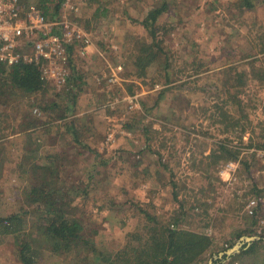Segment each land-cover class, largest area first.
<instances>
[{
	"label": "rangeland",
	"instance_id": "obj_1",
	"mask_svg": "<svg viewBox=\"0 0 264 264\" xmlns=\"http://www.w3.org/2000/svg\"><path fill=\"white\" fill-rule=\"evenodd\" d=\"M162 3L64 0L58 16L90 39L70 50L67 69L78 76L72 84L73 110L71 94L54 83L37 94L0 99V144L7 154L0 218L25 215L16 235L0 236V264H18L16 239L37 221L27 200L37 164L55 169L56 195L49 204L79 218L90 238L96 232L94 247L100 254L124 247L129 233H144V213L172 222L183 211L179 228L212 241L197 264H213L214 254L233 249L230 256L240 264H264L261 246L256 253L251 246L240 251L245 238L253 237L237 239L249 227L247 199L264 186V157L255 145L256 125L264 122L263 83L245 81L242 98L252 128L241 143L235 132L223 134L217 119L220 108L234 110L223 104L231 83L220 68L264 66V0L251 10H241L236 0H167L155 32L164 51L152 70L138 73L126 57L148 36L145 15ZM101 9L106 10L102 16L96 11ZM119 65L122 71L112 77ZM34 122L38 131L31 136ZM68 128L77 131L76 139ZM225 137L239 149L237 160H215L205 167L204 157ZM42 240L36 238L33 247L37 264H82L87 249L52 253ZM91 263L100 264L96 257Z\"/></svg>",
	"mask_w": 264,
	"mask_h": 264
},
{
	"label": "trees",
	"instance_id": "obj_2",
	"mask_svg": "<svg viewBox=\"0 0 264 264\" xmlns=\"http://www.w3.org/2000/svg\"><path fill=\"white\" fill-rule=\"evenodd\" d=\"M63 1L59 0L55 3L54 0H37L35 7L44 17L54 19L58 17V11ZM162 2L160 9L150 10L143 19L142 25L147 31V38L136 43L133 53L126 57L130 61L131 67L138 73L152 70L158 55H162L164 51L161 46L162 39H159L158 35L155 34L157 17L167 7L165 4L167 0H162ZM258 2L259 0H236L238 8L241 10L254 9L258 5ZM53 3H55V7H52ZM51 8L53 11L50 14ZM96 11H100V16H102L106 10L101 9ZM71 48L68 47L69 50ZM262 52H264V49ZM168 67L169 65L166 64L162 69L163 72ZM219 73L224 76L226 75V79L228 78V82L231 83L230 86H227L228 90L225 91L230 96H228L223 104H229L234 110L230 111L228 108H220L219 116H217L218 123L224 127L223 134L226 135L230 131L235 132L239 143H241L243 135L248 133V127L252 128V124L245 112L247 108H245V102L242 98L244 95L242 90L246 86L245 81L248 77L259 79L260 84L263 83L262 86H264V66H256L253 63L250 69L246 70V68L239 69L236 66L225 65L220 68ZM77 79L76 72H72L65 86H63L64 91H62L66 95L71 94V98L68 101L71 103L72 110L76 100V92L71 93L76 86L72 84ZM46 86L47 82L42 77L38 65L20 62L8 69L0 63V99L5 95L12 94H37L44 90ZM230 90L235 92L231 93ZM128 93L131 94V90H128ZM53 107L55 106L53 105ZM45 109L46 106L43 107V110ZM67 110L71 111L70 108L64 111L66 112ZM60 117L64 118L65 116L61 115ZM256 129L258 132L256 134L255 145L258 149L264 151V122H259L256 125ZM28 130V134L31 136L37 133L38 130L35 122L32 128ZM67 131H71L70 134L76 139L78 135L76 130L68 128ZM229 143L226 137L223 140H219L216 151H212L208 156L204 157V161L208 160L207 163L204 162V166L209 168L220 160L227 162L237 160L240 154L239 149L230 146ZM251 146L253 144L250 143L248 147ZM6 155L5 148L0 144V178L4 171ZM212 159L213 162L209 164ZM32 172L36 177V182L27 192V200L30 205L34 206L37 221L33 224L32 230L28 234L22 233L21 240L16 239L18 264H37L36 253L33 247L38 237L48 243L49 246H52V253L67 254L79 248L83 250L87 249L82 264H92L91 261L95 257L100 264H197L212 245L211 238L206 234L179 228V222L182 221L185 215L183 211L179 213L180 217H174L172 222H162L155 216L144 213L145 220L148 222V225H144V233H129L128 238L130 240L124 247L116 251H106V253L100 254L94 247L96 232L90 238V232H85L83 223L79 218L73 216L71 212L65 211L63 208L55 210L52 204H49L51 198L56 195V185L54 182L55 169L47 165L37 164L33 166ZM39 180H42V182L37 183ZM257 192L258 190H255L254 193ZM23 216L25 215H13L7 219L0 218V236L16 235L21 230ZM253 225V220L249 219V227L242 234L237 235V239L244 236L255 238L254 241L245 243L240 251L245 250L247 247L249 249V246H251L250 252L254 250V253H256L255 248L261 246L260 250L264 249V237L256 238ZM34 234L35 237L33 236ZM225 251L222 250L223 256L220 258L218 253L214 254L216 259L213 262L215 263L218 258V260H221L231 257L227 256ZM257 256L258 254H256Z\"/></svg>",
	"mask_w": 264,
	"mask_h": 264
},
{
	"label": "built area",
	"instance_id": "obj_3",
	"mask_svg": "<svg viewBox=\"0 0 264 264\" xmlns=\"http://www.w3.org/2000/svg\"><path fill=\"white\" fill-rule=\"evenodd\" d=\"M80 42L88 44V35L63 16L46 18L26 0H0V63L8 69L35 64L47 83L63 87L70 76L68 47ZM121 71L115 67L112 77ZM259 155L263 158L264 151ZM244 214L253 220L256 238L264 237V186L247 199ZM218 259L213 264H240L232 257Z\"/></svg>",
	"mask_w": 264,
	"mask_h": 264
},
{
	"label": "water",
	"instance_id": "obj_4",
	"mask_svg": "<svg viewBox=\"0 0 264 264\" xmlns=\"http://www.w3.org/2000/svg\"><path fill=\"white\" fill-rule=\"evenodd\" d=\"M255 239V238H254ZM254 239H248V238H245V240L246 241H248V242H251V241H254ZM236 248V247H235ZM237 249V248H236ZM237 251V250H236ZM235 252V249H233V250H231V251H229V252H226V255L227 256H230L232 253H234ZM223 256V254H221L219 257H222ZM212 264V263H211Z\"/></svg>",
	"mask_w": 264,
	"mask_h": 264
}]
</instances>
